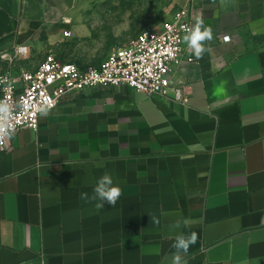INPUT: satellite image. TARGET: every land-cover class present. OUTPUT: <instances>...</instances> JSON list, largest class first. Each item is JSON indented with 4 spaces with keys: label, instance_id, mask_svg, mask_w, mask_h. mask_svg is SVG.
I'll list each match as a JSON object with an SVG mask.
<instances>
[{
    "label": "crops",
    "instance_id": "1",
    "mask_svg": "<svg viewBox=\"0 0 264 264\" xmlns=\"http://www.w3.org/2000/svg\"><path fill=\"white\" fill-rule=\"evenodd\" d=\"M34 1L0 0V69L19 48L57 52L65 30L89 33L73 24L76 12ZM192 9L213 39L202 58L189 49L193 61L173 77L187 102L128 85L72 91L37 131L10 139L0 158V264H172L175 237L193 231L187 264H264V44L245 48L239 33L248 0H194ZM151 22L126 18L124 30L156 29ZM106 172L122 195L97 209L81 193L91 196Z\"/></svg>",
    "mask_w": 264,
    "mask_h": 264
},
{
    "label": "built area",
    "instance_id": "2",
    "mask_svg": "<svg viewBox=\"0 0 264 264\" xmlns=\"http://www.w3.org/2000/svg\"><path fill=\"white\" fill-rule=\"evenodd\" d=\"M194 25L193 13L184 9L160 29L146 30L124 47L115 48L98 66L82 68L49 54L36 70L0 73V101L9 105L8 123L14 125V135L23 128L37 131L38 108L50 105L51 110L72 91L128 85L147 96L167 97L174 90L176 99L187 102L185 88H174L173 77L184 63L193 61L183 37ZM71 34L65 32L66 37ZM223 40L231 38L227 35ZM26 52L18 49L20 54ZM11 138L0 136V158L8 151Z\"/></svg>",
    "mask_w": 264,
    "mask_h": 264
},
{
    "label": "rangeland",
    "instance_id": "3",
    "mask_svg": "<svg viewBox=\"0 0 264 264\" xmlns=\"http://www.w3.org/2000/svg\"><path fill=\"white\" fill-rule=\"evenodd\" d=\"M33 5L35 1L32 0ZM194 0H45L47 8L62 9L66 16L71 18L75 14V20L85 22L90 27L87 34H76L65 37L58 46L57 52L44 50L41 46L31 45L28 55H10L7 61L1 63L0 73L11 70L16 74L23 70H36L44 61L47 55L56 53L58 59L63 62L83 64V66H98L115 48L124 47L132 39H135L147 28H130L124 30V20L133 19L134 25L142 19H149L152 27L160 29L178 11L189 9L193 13ZM234 5L238 0H228ZM252 3L255 11L262 9L259 20L264 21V0H248ZM244 4V3H243ZM249 6V5H248ZM247 8L244 4L243 8ZM236 8L238 6L236 5ZM253 10L250 14H244L247 24L239 31L242 37L247 40L245 48L264 44V24L260 28L254 27ZM73 12V13H72ZM72 19V18H71ZM63 17L60 21L64 22ZM250 21V22H249ZM50 23H53V21ZM56 22H54L55 24ZM253 24V25H252ZM68 28V27H67ZM66 28V29H67ZM68 31V30H65ZM128 37H124V33ZM65 33V32H64ZM44 35V34H43ZM16 50V49H15ZM9 58H11L9 60Z\"/></svg>",
    "mask_w": 264,
    "mask_h": 264
},
{
    "label": "clouds",
    "instance_id": "4",
    "mask_svg": "<svg viewBox=\"0 0 264 264\" xmlns=\"http://www.w3.org/2000/svg\"><path fill=\"white\" fill-rule=\"evenodd\" d=\"M213 39L212 29L205 27L202 19H198L192 28L186 30V34L183 37L184 42L188 48L192 50V53L197 58H202L205 52L210 51V48L206 46V42H210ZM50 105H44L38 108L41 116H47ZM10 108L7 103L0 101V136H7L11 138L14 135V125L8 123L10 116ZM12 129V131H9ZM122 195L121 188L114 183L113 177L109 173H104L96 182L93 188V194L89 196L87 193H81V199L86 201H99L95 204L97 209H101L105 204L114 206ZM152 223L159 227L161 221L155 214L151 215ZM181 221L176 220L169 227L172 230L179 229L181 227ZM184 226L188 225V221H183ZM198 240V234L193 231L188 235L183 233L178 234L171 247L175 249L172 255V264H187V261L183 258L182 254H187L189 248L196 244Z\"/></svg>",
    "mask_w": 264,
    "mask_h": 264
},
{
    "label": "bare ground",
    "instance_id": "5",
    "mask_svg": "<svg viewBox=\"0 0 264 264\" xmlns=\"http://www.w3.org/2000/svg\"><path fill=\"white\" fill-rule=\"evenodd\" d=\"M69 21V20H68Z\"/></svg>",
    "mask_w": 264,
    "mask_h": 264
}]
</instances>
